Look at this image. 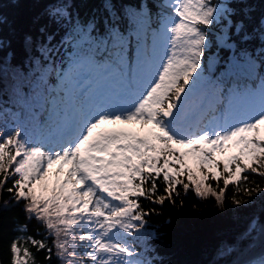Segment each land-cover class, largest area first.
Masks as SVG:
<instances>
[{"label":"snow or ice","instance_id":"obj_1","mask_svg":"<svg viewBox=\"0 0 264 264\" xmlns=\"http://www.w3.org/2000/svg\"><path fill=\"white\" fill-rule=\"evenodd\" d=\"M0 249L264 264V0H0Z\"/></svg>","mask_w":264,"mask_h":264},{"label":"trees","instance_id":"obj_2","mask_svg":"<svg viewBox=\"0 0 264 264\" xmlns=\"http://www.w3.org/2000/svg\"><path fill=\"white\" fill-rule=\"evenodd\" d=\"M235 189L230 187L226 194L231 199ZM189 199L186 201L187 207L183 210L180 218L174 222L177 233L182 234L191 230H209L216 222V212L214 211V199L208 201H200L194 193H189ZM196 204L199 208V215L194 212L192 205ZM167 206V205H165ZM8 257L4 254V250L0 249V261L7 264Z\"/></svg>","mask_w":264,"mask_h":264}]
</instances>
